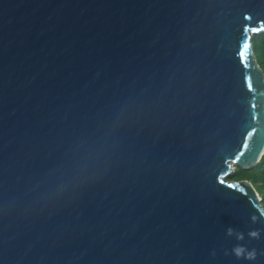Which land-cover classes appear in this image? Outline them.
I'll return each mask as SVG.
<instances>
[{
	"label": "water",
	"instance_id": "95a60500",
	"mask_svg": "<svg viewBox=\"0 0 264 264\" xmlns=\"http://www.w3.org/2000/svg\"><path fill=\"white\" fill-rule=\"evenodd\" d=\"M262 33L264 0H0V264H264L227 180L264 156Z\"/></svg>",
	"mask_w": 264,
	"mask_h": 264
},
{
	"label": "trees",
	"instance_id": "16d2710c",
	"mask_svg": "<svg viewBox=\"0 0 264 264\" xmlns=\"http://www.w3.org/2000/svg\"><path fill=\"white\" fill-rule=\"evenodd\" d=\"M253 47L256 58L261 68L264 70V33L253 37ZM249 180L255 186L256 190L263 197L264 203V156L262 160L252 169L237 171L229 178V181Z\"/></svg>",
	"mask_w": 264,
	"mask_h": 264
},
{
	"label": "clouds",
	"instance_id": "9594fccd",
	"mask_svg": "<svg viewBox=\"0 0 264 264\" xmlns=\"http://www.w3.org/2000/svg\"><path fill=\"white\" fill-rule=\"evenodd\" d=\"M253 219L255 220V217ZM231 234H232V230L230 229L229 230V235H231ZM249 235L252 236L253 238H258L259 237V233L255 232V231L251 232ZM243 238L244 237H243L242 234L238 237V239H241V240ZM234 252H235L237 257H245V253H246V257L245 258L248 259V260H255L256 256H257V253H256V251L254 249L252 251H247V249L244 248V247H236L234 249Z\"/></svg>",
	"mask_w": 264,
	"mask_h": 264
},
{
	"label": "rangeland",
	"instance_id": "374dc122",
	"mask_svg": "<svg viewBox=\"0 0 264 264\" xmlns=\"http://www.w3.org/2000/svg\"><path fill=\"white\" fill-rule=\"evenodd\" d=\"M230 178V177H229ZM229 178H227V180L229 181ZM260 196H261V198L263 199V197H262V195L261 194H259ZM263 203V202H262ZM263 205H264V203H263Z\"/></svg>",
	"mask_w": 264,
	"mask_h": 264
}]
</instances>
